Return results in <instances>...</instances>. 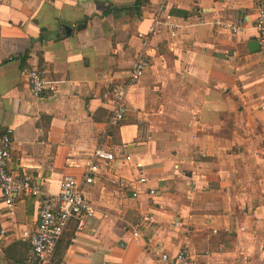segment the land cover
<instances>
[{"label": "crops", "instance_id": "0c3cea01", "mask_svg": "<svg viewBox=\"0 0 264 264\" xmlns=\"http://www.w3.org/2000/svg\"><path fill=\"white\" fill-rule=\"evenodd\" d=\"M138 1L0 0V133L12 130L9 170L57 194L62 176L83 177L100 143L114 152L85 188L94 217L80 231L68 224L59 262L172 264L160 255L185 249L189 264H264L256 1ZM253 40L259 50L251 53ZM142 51L148 66L127 88L124 121L109 129L103 95L128 84ZM28 62L51 83L39 98L22 73ZM36 220L29 197L6 216L0 191V264L31 256L22 233Z\"/></svg>", "mask_w": 264, "mask_h": 264}, {"label": "built area", "instance_id": "2783aa9c", "mask_svg": "<svg viewBox=\"0 0 264 264\" xmlns=\"http://www.w3.org/2000/svg\"><path fill=\"white\" fill-rule=\"evenodd\" d=\"M258 6L256 16V29L259 34V42L264 47V0H255ZM157 25V24H156ZM241 23L232 28L235 33L240 28ZM156 29V28H155ZM153 29V32H155ZM148 66L147 54L139 52L133 63L129 74L127 85L114 86L103 95V102L109 105L111 117L108 128L120 125L127 114L125 105L127 88L135 85L143 77ZM22 73L26 78L30 94L33 98L41 97L50 87L47 72L33 63H27ZM12 130L6 129L0 133V191L4 214L13 216L16 203L21 197L33 198L37 205V220L30 230L22 233V238L31 247V256L24 264H66L58 263L55 259L57 245L71 221L76 223V229L82 230L86 221L93 218L94 207L86 198L85 188L94 183V177L99 173L101 163H111L115 161V154L100 143L93 151L89 165L81 179L72 176H62L57 194H48L41 190L32 177L28 174H15L10 172V159L12 152ZM126 146L119 148V154L130 161L131 157L126 154ZM139 183L145 184V178H140ZM149 194H154L153 190ZM4 235L5 232L1 231ZM133 237L139 239L137 230H133ZM163 262L170 261L172 264H189L188 254L185 249L180 250L172 259L166 254L160 255Z\"/></svg>", "mask_w": 264, "mask_h": 264}, {"label": "water", "instance_id": "95a60500", "mask_svg": "<svg viewBox=\"0 0 264 264\" xmlns=\"http://www.w3.org/2000/svg\"><path fill=\"white\" fill-rule=\"evenodd\" d=\"M259 50V44L257 41L253 40L249 43V51L251 53L257 52Z\"/></svg>", "mask_w": 264, "mask_h": 264}, {"label": "trees", "instance_id": "16d2710c", "mask_svg": "<svg viewBox=\"0 0 264 264\" xmlns=\"http://www.w3.org/2000/svg\"><path fill=\"white\" fill-rule=\"evenodd\" d=\"M146 1L147 0H139L137 4L138 5L144 4L145 5ZM55 259H56V257H55ZM56 262L60 263L57 259H56Z\"/></svg>", "mask_w": 264, "mask_h": 264}]
</instances>
